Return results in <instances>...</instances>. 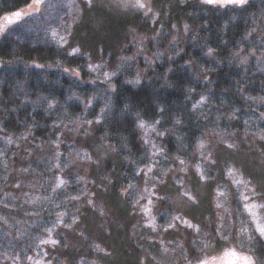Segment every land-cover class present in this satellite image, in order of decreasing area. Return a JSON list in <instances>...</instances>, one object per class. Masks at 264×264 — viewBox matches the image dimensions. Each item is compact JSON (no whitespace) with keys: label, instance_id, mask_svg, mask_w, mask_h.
I'll return each instance as SVG.
<instances>
[{"label":"rangeland","instance_id":"rangeland-1","mask_svg":"<svg viewBox=\"0 0 264 264\" xmlns=\"http://www.w3.org/2000/svg\"><path fill=\"white\" fill-rule=\"evenodd\" d=\"M135 2L136 0H93V6L89 8L87 0H44L41 5L35 4L33 0L18 11L21 13L18 23H15L14 13L0 15V40L5 33L15 32L12 27L24 23L23 33L32 42L58 44L71 52L73 48L83 47L82 53L89 54L88 66L100 65L99 69L91 71L100 80L106 82L104 73H121L128 79L139 81L140 77L146 74L144 68L154 67L156 62L164 64L165 61L177 59L185 50L186 42L191 45L189 56L198 49L194 45L197 41L195 37L186 38L192 32L191 28L194 29L193 32L199 29L198 21H193V26L189 15L198 18L214 12V17L226 24L237 20L236 13H240L244 8L227 4L208 5L205 0H144L147 8H151L145 16L147 8L118 6ZM247 2L251 6L253 3L260 5V10L252 6V11L247 14L246 26L250 28L247 34L251 33L247 38V46L252 49L263 48L264 0ZM69 3L72 4L71 8L67 7ZM178 4L189 6L188 16L185 15L179 21L172 12ZM37 8H40L39 13L36 12ZM28 14L34 15L29 18ZM9 20L14 23L9 24ZM185 25L188 26L187 31ZM9 28L12 30L7 31ZM118 30L122 33L109 37L111 32ZM53 32L57 35L53 36ZM103 36L109 40L103 39ZM61 37L67 40V44ZM95 40L99 41L98 44H95ZM238 56L242 60H250V56L244 57L241 53H238ZM216 58L220 59L215 54L207 55V61L214 62ZM256 58L255 66L264 67L263 58ZM197 62V58L189 57L186 60V64L191 66V70L198 77L206 76L208 67L197 66ZM141 63L145 65L140 67ZM32 64L38 71L32 73L31 78L26 69L28 65L23 64V71L27 72L28 78H16L12 73L13 69L4 67L0 60V166L4 167L8 156L18 151L14 134L1 129L3 118H7L5 106L10 104V94L13 91L25 105L32 104L54 119L52 129L57 132L56 138L53 137L56 151L50 154V160H53L55 166L60 165L58 172L66 176L67 192L63 196L57 188L58 181L50 178L43 195L39 196L40 200L35 199L37 196L34 198L35 187L33 192H30V195L34 194L32 198L35 199L30 202V213L34 214L32 217L22 219L20 225L18 214L8 213L3 216V220L0 216V221L5 225L0 232V264H36L37 261L40 264H112L109 260L111 255L112 261H118V257L122 256L123 245L115 242L113 254L111 253L113 227L110 224H114L115 220L118 222L119 214L117 210L108 208L112 205L108 204V197L104 194L106 189L102 190L98 185L102 179L96 178L94 161L102 163L105 158H112L114 163H119V152L125 154L121 160L126 163L123 166L125 170H122L121 175L127 177L122 181L124 186L120 187L122 193L119 197L125 198L131 205L130 212L121 224L125 230L124 244L129 247L130 253H139L133 261L129 259L130 261L125 260L120 264H187L188 260L195 264L194 253L198 254L196 250L205 245L216 249L214 252L209 250L213 257H223L226 248L239 250L241 244L251 251H256L264 245V240L251 229L247 235H239L240 222L247 221V214L240 215V206L234 199L237 186L231 182L235 179L250 182L247 184L248 195H251L250 190L253 188L257 192L264 191V182L261 181L264 176V141L261 140L264 135V103L260 102L264 96L256 97L257 101L250 102L242 110L232 109L229 114H223L221 108L210 100L197 104L201 97L191 98L194 100L192 104L204 108L198 116L205 121L207 127L204 134L192 145L183 140L177 125L179 120L167 126L163 123L157 124V120L147 119L146 123L154 125L155 130L137 126L140 149L129 148L124 143L122 148L118 146L116 151L117 147L107 143L94 145L92 151L91 146H86L85 143L93 142L95 128L110 111V102L108 106L104 103L109 99L107 89L111 88L101 85L99 87L102 88L91 95L90 92H84L85 82L77 81L81 80L79 69H67L65 72V67L56 61L44 66L39 63ZM167 69L171 70L170 67ZM28 70L30 71V67ZM12 75L13 79L6 81ZM63 75L66 76V81ZM30 79L40 86L30 90ZM6 82L11 83L12 91L9 96L2 93L1 89ZM60 91H63V94ZM202 96L207 98L205 94ZM89 100L92 101L91 106L86 108ZM204 103L208 105L205 106ZM95 104L97 109L93 108ZM12 106H15L14 103ZM235 118L241 123L236 128H231ZM97 120L100 122L97 123ZM158 133L163 135H157ZM145 140L148 141L147 144ZM201 142L204 144L203 148L199 146ZM228 145H233V148L230 149ZM180 160H183L184 164H180ZM213 160L217 162L215 165L211 164ZM198 164L206 178H216L215 183L200 179L196 171ZM242 164L252 165L251 169ZM225 166L237 169V175H221ZM149 167L152 168L150 173ZM209 168L212 170L209 171ZM110 171L106 169L105 178L112 179L115 175ZM99 174L104 175L105 172L100 169ZM177 180L181 183L177 184ZM145 189H148V192ZM218 190L226 193V198L218 197ZM132 192L135 194L129 195ZM183 192H188L194 197L198 206L183 196ZM152 193L154 194L150 195ZM149 195L151 205H148ZM73 197L79 199L74 200ZM89 200L93 203L89 204ZM218 202L222 205L220 208L216 207ZM142 206L150 207L151 214L143 213ZM62 213L66 215L61 216ZM176 216L199 225L202 231L197 234L180 221L173 220ZM152 217L155 230L148 224ZM221 217H224L227 241H221L215 232V229L221 226ZM27 221L29 225H26ZM169 223H175L176 227L168 228ZM49 228L53 229L51 233L47 231ZM115 232L119 233L118 230ZM2 237L5 239L2 240ZM49 239L58 243H42Z\"/></svg>","mask_w":264,"mask_h":264},{"label":"trees","instance_id":"trees-1","mask_svg":"<svg viewBox=\"0 0 264 264\" xmlns=\"http://www.w3.org/2000/svg\"><path fill=\"white\" fill-rule=\"evenodd\" d=\"M32 1L0 0V15L18 12L22 6L28 5ZM252 6L256 10H260L259 3H253ZM252 6L247 2L241 12L236 13V18L238 19L231 20L226 24L217 20L214 17V12H211L209 16L198 18L189 15L191 23L198 21L199 29L193 32L194 29L191 28L192 32L186 38L195 37L197 41L194 45L198 49L192 53V56H189L191 45L186 42L185 50L177 59L170 62L165 61L164 64L156 62L154 64L155 68L153 66L144 68L146 74L140 77L141 79L138 83H129V81H134V78L128 79L121 73L113 76L109 83L100 80L94 72L89 70V54L82 53L83 47L79 48L80 46H78L81 54L69 55L71 51L60 47L58 44L32 42L23 33L24 23L12 27L15 32H8L1 38L0 60H2L4 67L13 69L12 73L16 78H28L27 72L23 71V65H28L26 69L30 73L31 78V74L38 71V69H34L35 67L32 63H39L44 66L46 63L49 64L56 61L64 66L65 69H79V77L82 81L79 79L77 81L79 83L85 82L83 86L85 93L95 94L102 88L99 87L101 85L110 87V90L107 89L109 99H106L104 103V105L108 106L110 102V107L108 108L110 111L106 114L101 124L95 128V134L92 137L93 142L88 141L85 143L86 146H91L92 151L94 145H106L107 143L117 147L116 151L118 146L122 148L124 143L129 148L140 149L137 116L144 120H159L160 124L163 123L167 126H171L172 122L179 120L180 123L177 125L180 127L179 130L183 140H187L192 145L207 129L205 121L198 116L201 111H204V108H198V106L194 108L192 106L194 105L192 104L194 100L192 99L200 98L205 94L207 96L206 101L210 100L211 103L220 107L223 114H229L232 109L240 108L242 110L250 102L257 101L255 100L256 97L264 96V67L255 66L257 65L255 62L257 56H261L264 60V46L256 49L247 46V38L251 33L247 34L250 28L246 26V22L248 20L247 14L252 11ZM188 11V5L178 4L172 12L175 19L179 21L185 15L188 16ZM20 20H16L15 23ZM192 25L194 26V23ZM119 33H122V31H113L109 37L111 38V36ZM103 39H105L104 36ZM107 39L109 40V38ZM94 42L98 44L99 41L95 40ZM209 48H212L214 50L213 54L220 59L216 58L214 62L212 61L213 63L207 61L206 54L208 50L205 49ZM238 53H241L244 57L250 56V60H242ZM189 57L197 58V66L201 67L204 65L208 67V74L198 77L191 70V66L186 64V60ZM144 65L141 63L140 67ZM28 67H30V71ZM169 67L171 68L170 71L167 69ZM12 77L13 75L8 77L6 81ZM63 79L67 80L65 75H63ZM10 84L6 82L1 87L3 89L2 93L7 94V96L12 91ZM39 86V83H35V81L30 79V90ZM62 92L60 91L61 94H63ZM10 97L11 102L9 105L7 104L8 106H5L6 110H4L7 118H3L1 129L14 134V142L18 151H14V154L8 156L6 167L0 166V216H2L3 220V216L8 213L18 214L21 219V225L22 219L30 218V216L34 215L30 211V202L35 199L40 200L39 196L43 195L47 185L50 183V178L53 181H57V177H62L65 182H67V179L65 175L64 177L58 172L60 167L57 168L53 160H50L52 157L50 154L56 151L54 139L57 132L52 129L54 127V119L32 104L30 106L25 105L18 95L13 94V91ZM13 103L15 106H12ZM99 103L102 105L101 102ZM126 105L127 107H125ZM203 105L206 106L208 104L204 103ZM93 108L97 109V104ZM161 109L164 110L163 114L160 112ZM240 123L235 118L231 123V128H236ZM119 155L121 157L119 160L121 161L125 154L119 152ZM120 161L119 163H114L112 158H105L102 163L94 161L96 163L95 171L98 173H96V178L97 180L102 179L99 180L100 184L98 185L102 190L103 188L106 189L104 194L108 197V204L112 205L108 206V208L109 210L111 208L112 210H117L119 214L117 223L116 220L114 224L112 222L111 224L109 223L113 227L110 251L113 254L115 242H119V245H123L122 256L118 257V261H112V255L110 258L108 257L112 264H120L125 260L133 261L139 254L132 251L130 253L129 247L124 244L125 230L121 224L127 213L130 212L131 205L125 198L119 197L122 193L120 187L124 186L122 181L127 178L126 175H121L125 170L123 166L126 163ZM242 165L248 169H251L252 166L250 164ZM100 169L105 172L104 175L99 174ZM106 169L109 171L111 169L112 175L115 174L116 176L114 175L112 179L105 178ZM263 180L264 176L261 177L262 182H264ZM67 183L58 188L60 193H63V196L67 192ZM18 185L19 187H17ZM75 185L76 182H74L73 186ZM30 186L32 190H30ZM208 186L210 187V185ZM34 187L36 189V194H33L34 198L37 196L35 199L32 198L33 195H30ZM61 188L62 190H60ZM75 191L72 195H74ZM205 202L207 201L205 200ZM29 224L27 221L26 225ZM2 227H5V225L0 221V232H2ZM114 229L118 230L119 233L116 234ZM4 239L5 237H2V240Z\"/></svg>","mask_w":264,"mask_h":264},{"label":"snow or ice","instance_id":"snow-or-ice-1","mask_svg":"<svg viewBox=\"0 0 264 264\" xmlns=\"http://www.w3.org/2000/svg\"><path fill=\"white\" fill-rule=\"evenodd\" d=\"M206 4L208 5H216V4H220L221 6L227 4V5H237V6H244L247 3V0H205ZM34 3L37 5H41L44 3V0H34ZM87 6L89 8H91L93 6V0H87ZM118 6H121L123 8H128V7H134L137 9H145L147 8V5L144 3V0H136L135 4H131L129 5L128 3H122ZM67 7L71 8L72 4L69 3L67 5ZM151 11V8H147V11H145L144 15L147 16L148 12ZM36 12L39 13L40 12V8L36 9ZM15 16L16 20H20L21 19V13L20 12H15L13 14ZM29 18L32 17V15L34 14H28ZM9 24H13L14 21L9 20L8 21ZM12 29L9 28L7 31H11ZM185 30H188V26L185 25ZM6 34V33H5ZM57 35L56 32H53V36ZM61 40H63V42L65 44H67V40H64L63 37H61ZM264 46V45H262ZM214 50L212 48L208 49V52L206 55L208 56H212L213 55ZM73 54H81L80 53V49L79 48H73L72 52L69 53V55H73ZM89 70L90 71H96L97 69L100 68V65H89ZM68 70L65 69V72H67ZM79 74L77 73V76ZM116 73H104L105 76V81L109 82L112 76H115ZM139 81H129V83H138ZM206 97H201L200 101L197 102V104L202 103L204 101H206ZM252 99V98H250ZM261 103H264V98H261L260 100ZM92 101L89 100L88 101V105H86V108L91 106ZM49 107H52V105H49ZM127 107V105L125 106ZM193 107L195 108L196 105H193ZM163 109L160 110L161 114H163ZM138 119V127L141 129H146L151 127L152 130H155L154 125H149L146 123L145 120L140 119L139 116L137 117ZM100 121L97 120V123H99ZM87 123H92L91 121H87ZM157 124L160 123L159 120L156 121ZM177 123H180V121H177ZM157 135H163V133H158ZM261 140L264 141V135L261 136ZM148 141L145 140V144H147ZM201 148L204 147L203 142L200 143L199 145ZM153 147H155V145H153ZM228 147L231 149L233 148V145H228ZM217 162L216 161H211L212 165H215ZM180 164H184L183 160H180ZM57 168H59V165H56ZM209 171H211L212 169L209 168ZM152 171V168L149 167L148 168V172L150 173ZM196 171L197 173L200 175V179L201 180H208V182L210 183H215L216 178H206L203 175V172L201 171L200 165H196ZM238 170L234 169L232 167H227L225 166V170H222L221 175H228L229 177H232L234 175H237ZM147 175V173H146ZM57 188H60L61 186H63L66 182L62 179L57 177ZM233 184H235L236 187V191L234 194V199L236 201V203L240 206L238 208V211L240 212V215H244L245 213L247 214V221L245 220H241L240 222V227H239V235L243 236V235H247L249 233V230L251 229V231H253L254 233H257L259 238L261 240H264V203H256L255 201H264V191L261 192H257L255 191V189H251V195H248L247 192L249 191L247 189V184L250 183L248 181H245L244 179H235L231 181ZM177 184H180L181 181L177 180L176 181ZM19 187V185L17 186ZM131 187V185H130ZM219 189V186H218ZM146 192H148V189H145ZM135 193H129V195H134ZM154 193L150 194L153 195ZM148 198V205H151L152 201L151 198ZM183 196L188 197V199L192 200L194 202V204H196V206H198V201L195 200L194 197L190 196L188 192H183ZM217 196L218 197H225L226 198V193L221 192V191H217ZM143 198V197H142ZM72 199L74 200H78L79 197H73ZM89 204H92V200L88 201ZM222 205L221 203H217L216 207L220 208ZM141 211L143 213H145L146 215H150L151 214V208L148 206H142L141 207ZM66 215L64 213L61 214V216ZM173 220L175 221H180L181 223H183L184 225H186L187 228L192 229L194 232H196L197 234H199L202 229L199 225H194L192 224L190 221H188L187 219H182L180 216H176L173 217ZM221 226L217 227L215 229L216 234L220 237L221 241H227L228 240V235L226 234V228L223 224L224 221V217H221ZM148 224L153 228V230H155V224H154V217H152L149 221ZM56 225H54L55 227ZM70 227V226H68ZM168 228H175L176 225L175 223H169L167 225ZM52 228L47 229V231L49 233L52 232ZM251 239V237H250ZM42 243H51L52 245H56L58 243V241L54 240V239H49L48 241H42ZM193 244H195V242H193ZM99 246H97L98 248ZM209 250L210 251H216L215 248H212L210 245H205L203 248H200L198 250H196V252H198V254L194 253V260H195V264H264V245L261 246V248L257 249L256 251H251L248 249H245L243 247V244H241V247L239 250H237L236 248H226L224 249L223 252V257H213L209 254ZM100 251H103V249H100ZM165 251H167V249H165ZM251 252V254H249ZM259 253V254H257ZM107 255V253H105ZM224 257H227V261H225ZM28 259H32L31 257H28ZM187 259V258H186ZM36 264H40L39 261L36 262ZM187 264H193L192 260H188Z\"/></svg>","mask_w":264,"mask_h":264},{"label":"flooded vegetation","instance_id":"flooded-vegetation-1","mask_svg":"<svg viewBox=\"0 0 264 264\" xmlns=\"http://www.w3.org/2000/svg\"><path fill=\"white\" fill-rule=\"evenodd\" d=\"M227 259H228V258H227V257H225V261H227Z\"/></svg>","mask_w":264,"mask_h":264}]
</instances>
